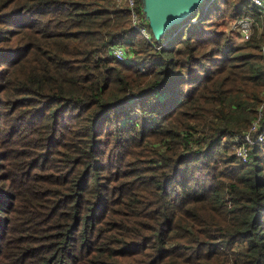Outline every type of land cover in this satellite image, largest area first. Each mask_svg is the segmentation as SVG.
<instances>
[{"label":"trees","instance_id":"obj_1","mask_svg":"<svg viewBox=\"0 0 264 264\" xmlns=\"http://www.w3.org/2000/svg\"><path fill=\"white\" fill-rule=\"evenodd\" d=\"M247 15L204 0L157 39L145 0H0V264H264V23L225 29Z\"/></svg>","mask_w":264,"mask_h":264},{"label":"built area","instance_id":"obj_2","mask_svg":"<svg viewBox=\"0 0 264 264\" xmlns=\"http://www.w3.org/2000/svg\"><path fill=\"white\" fill-rule=\"evenodd\" d=\"M129 3V6L131 9L134 7V0H126ZM249 2L251 6L257 11L260 17L264 16V0H242ZM133 20V25L134 28L139 30L146 39H150L148 32L146 29L140 27L139 20L136 16V14L133 12L132 16ZM255 20L252 16H244L240 18L239 20L235 21L233 24V30L236 31L237 35H239L237 38L241 41V43L247 39H249L252 34H253V24H255ZM110 55L112 58L118 60V61H125L126 55L124 53V49L122 47H114L111 49ZM262 117V111L259 113L258 120H256L253 124L252 127L250 128V131L243 135L242 137H236L235 142L237 143L236 146V156L241 160V161H247L248 160V146L250 144L254 143V140L252 139V132L256 131L259 126V121ZM264 132L257 138L256 141H263L264 139Z\"/></svg>","mask_w":264,"mask_h":264},{"label":"water","instance_id":"obj_3","mask_svg":"<svg viewBox=\"0 0 264 264\" xmlns=\"http://www.w3.org/2000/svg\"><path fill=\"white\" fill-rule=\"evenodd\" d=\"M204 0H145V13L160 39L165 29L183 24Z\"/></svg>","mask_w":264,"mask_h":264},{"label":"rangeland","instance_id":"obj_4","mask_svg":"<svg viewBox=\"0 0 264 264\" xmlns=\"http://www.w3.org/2000/svg\"><path fill=\"white\" fill-rule=\"evenodd\" d=\"M216 1H214V3L212 4V5H215L216 3H215ZM259 15V14H258ZM254 18V17H253ZM259 19H260V21H261V24H260V21H259V23L255 20V18H254V20H255V24H253V28H252V30H253V33H254V30H256V29H258V32L259 33H261L262 31H263V28H262V24L264 23V16L263 17H260L259 16ZM234 22L235 21H233V22H227L226 23V26H225V29H226V31H228V32H230V35L232 36L233 35V40L235 41V44H240L241 43V41L237 38L239 35H237V33H236V31L235 30H233V24H234ZM146 28L148 27V26H145ZM232 29V30H231ZM235 33V34H234ZM253 35V34H252Z\"/></svg>","mask_w":264,"mask_h":264}]
</instances>
